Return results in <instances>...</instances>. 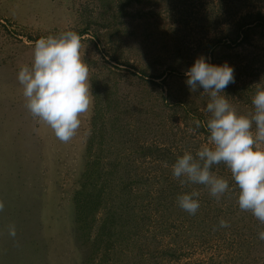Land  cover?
Here are the masks:
<instances>
[{
    "label": "rangeland",
    "instance_id": "1",
    "mask_svg": "<svg viewBox=\"0 0 264 264\" xmlns=\"http://www.w3.org/2000/svg\"><path fill=\"white\" fill-rule=\"evenodd\" d=\"M239 2L0 0V264H264V227L228 219L224 197L210 199L202 184L173 177L172 164L140 156L148 146L175 155L208 143L209 97L185 83L201 55L233 66L224 91L240 113L253 110L264 85V27L245 42L228 36L242 16L264 14V0ZM83 29L91 104L65 142L27 109L17 74L38 38ZM212 171L237 187L223 162ZM193 189L200 207L189 214L177 197ZM127 196L137 232L119 236L101 221Z\"/></svg>",
    "mask_w": 264,
    "mask_h": 264
},
{
    "label": "clouds",
    "instance_id": "2",
    "mask_svg": "<svg viewBox=\"0 0 264 264\" xmlns=\"http://www.w3.org/2000/svg\"><path fill=\"white\" fill-rule=\"evenodd\" d=\"M81 47L75 30L41 36L34 43L31 65H22L17 74L27 109L65 142L76 134L80 114L91 104L89 66ZM185 76L190 91L202 88L209 97L205 108L210 114L206 122L209 135L208 143L195 153L185 150L177 156L171 166L173 177L181 184H202L219 198L229 191V181L216 175L212 166L223 162L239 188V208L250 210L264 223V85L252 96L253 110L242 114L224 91L235 82L232 65L212 63L201 55L185 70ZM199 195L195 189L179 194V207L195 214L200 207ZM4 207L0 201V211ZM219 225L227 227V221L221 219ZM9 235H16L14 224L9 225ZM258 238L264 240V230Z\"/></svg>",
    "mask_w": 264,
    "mask_h": 264
},
{
    "label": "trees",
    "instance_id": "3",
    "mask_svg": "<svg viewBox=\"0 0 264 264\" xmlns=\"http://www.w3.org/2000/svg\"><path fill=\"white\" fill-rule=\"evenodd\" d=\"M130 0H126V2H129ZM239 5L241 3L239 0H237ZM255 26L264 27V14H261V12H255V13H248L245 16H242L239 21L236 22L234 27V34L232 36H228L229 41L231 43L236 42H245L251 33H253V29ZM85 33V29H83L81 32H79L80 35H83ZM214 42H210V46L213 45ZM209 47L207 51L209 50ZM210 51V50H209ZM214 60V57L212 58ZM126 64V63H122ZM127 65V64H126ZM143 76H148L147 74H143ZM164 74L163 73H155L150 75L149 77L151 79H159L164 81ZM141 77V76H140ZM163 77V78H162ZM153 81V80H151ZM182 152H178L177 154L173 155L169 153L165 148H161L159 146H148L145 149L140 151V156H146V155H152L156 157L162 158L164 161L168 162L169 164H173L177 156L182 155ZM204 186V185H203ZM206 187V186H204ZM178 188H175L177 190ZM238 192L239 188L234 187L232 190H229L227 193L221 195L219 198L224 197V201H227V203L224 206L225 214L228 217V219H233L234 221L237 220V222L243 221L246 223L248 228L253 232L258 227H264V223L258 222V219L251 213L250 210H241L238 205ZM235 193V194H234ZM207 195V193L205 192ZM126 195V194H125ZM125 200L122 201L123 204L117 203L113 207L112 213L109 214V217L107 220L101 221V224H109V228H116L119 236H124V234L136 233L137 229L136 227V219L134 218V215H132L131 212V204H129L128 196L124 198ZM210 199H217L216 197L211 196ZM166 204V203H164ZM218 205V204H217ZM217 207L214 205V208ZM179 209H182L178 207ZM161 212H167L166 206L162 207ZM168 214V213H167ZM167 214H165V217H167ZM134 218V219H133ZM133 219L134 223V229L131 231V224L130 221ZM140 220V219H139ZM167 227V226H166ZM253 229V230H252ZM259 243V241H257ZM165 253H172V250L168 249L166 251H162Z\"/></svg>",
    "mask_w": 264,
    "mask_h": 264
}]
</instances>
